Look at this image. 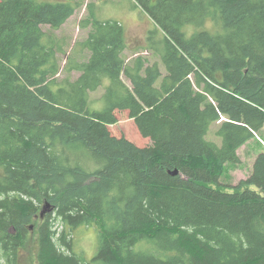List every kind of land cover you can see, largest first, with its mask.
Masks as SVG:
<instances>
[{
    "label": "trees",
    "instance_id": "1",
    "mask_svg": "<svg viewBox=\"0 0 264 264\" xmlns=\"http://www.w3.org/2000/svg\"><path fill=\"white\" fill-rule=\"evenodd\" d=\"M134 1L151 57L92 3L70 46L83 0H0V264H264V151L220 182L264 130V0ZM119 112L149 146L112 135Z\"/></svg>",
    "mask_w": 264,
    "mask_h": 264
},
{
    "label": "rangeland",
    "instance_id": "2",
    "mask_svg": "<svg viewBox=\"0 0 264 264\" xmlns=\"http://www.w3.org/2000/svg\"><path fill=\"white\" fill-rule=\"evenodd\" d=\"M44 2L57 0H40ZM84 7L79 10L56 34L59 36H71L73 40L69 41L70 46L73 41L84 40L90 29H80V23L83 19L89 17L86 4H94L93 12L101 21L119 22L125 29L126 41L128 44L127 56L131 57L134 53L149 55L151 51L156 52L162 48L164 34L157 28L149 16L141 9L134 0H83ZM49 31V27H44ZM148 48L151 50L148 52ZM151 57V55H149ZM65 65V62L63 63ZM103 92V89L101 90ZM118 122L111 125L112 135L118 139H126L139 147H147L151 140L144 138L130 118L128 112H119ZM220 143L219 140H217ZM264 151V130L257 133L255 138L245 144L239 150L241 158L240 164H227L224 167V173L220 182L228 187L236 186L242 179H247L251 172L255 159ZM76 243L77 254L85 259L91 260L99 251L98 232L94 229L86 230L81 228L78 232ZM22 264H32L28 255L22 261Z\"/></svg>",
    "mask_w": 264,
    "mask_h": 264
}]
</instances>
